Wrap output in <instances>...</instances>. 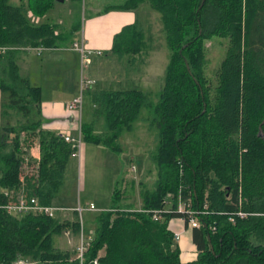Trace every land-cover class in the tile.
I'll use <instances>...</instances> for the list:
<instances>
[{"label": "trees", "instance_id": "obj_1", "mask_svg": "<svg viewBox=\"0 0 264 264\" xmlns=\"http://www.w3.org/2000/svg\"><path fill=\"white\" fill-rule=\"evenodd\" d=\"M27 3L0 0V46L6 47L0 60L19 48L56 47L70 37L56 24L32 23L27 9L41 15L46 7L41 0ZM141 4L160 14L171 53L160 91L153 100L137 88L88 87L84 95L93 105V119L81 123L80 133L83 142L120 151L121 132L148 110V125L157 129L158 144L151 154L157 178L152 187L140 189V209L115 204L124 196L114 190V205L97 217L86 264L96 256L98 264H264V0H125L118 8L135 10ZM214 36L226 38L228 46L209 79L204 41ZM148 47L135 22L115 34L110 51L127 56L129 64H140ZM7 71L12 83L0 80L5 114L18 109L26 120L1 126L0 264L25 258L61 264L75 250L57 249L53 236L69 224L78 232V220L13 214L4 206L20 197L53 206L77 148L42 128L40 119H31L30 114L39 115L41 90L19 76L13 59ZM22 131H27L23 139ZM33 136L38 137V159L30 155ZM25 163L35 164V172L23 175ZM182 183L186 190L181 199L199 211L194 214L198 227L190 226L188 213L175 207ZM173 217L192 228L197 249L193 261H180L168 228Z\"/></svg>", "mask_w": 264, "mask_h": 264}, {"label": "rangeland", "instance_id": "obj_2", "mask_svg": "<svg viewBox=\"0 0 264 264\" xmlns=\"http://www.w3.org/2000/svg\"><path fill=\"white\" fill-rule=\"evenodd\" d=\"M25 1L28 2L29 0ZM102 1L103 0H95L97 4L103 5L104 2ZM10 2L18 4L20 1L10 0ZM90 2H92V0H65L63 4L58 6V9L51 14L49 13L50 15H34L28 8L27 16L29 20L35 24L46 21L48 19L47 16L55 17L53 20L56 22L61 20V23H58V28L62 31L64 36L70 34V37L67 39L69 41L70 38L75 37L76 35L74 32L72 33L69 31V27L71 25L75 27L81 25L84 17L90 13ZM151 10L154 14L152 17V20L154 21V41L152 44H154V47L149 54H143V59L145 56V62H148L145 63V66L142 65L143 67L148 68V73L143 76L145 80L143 78L140 80V78L138 79L132 76L117 80L114 79V76H111L116 75L115 73L118 70L120 71V69H124L123 66L130 69L136 68L137 66L140 67L141 63L129 64L127 62V56H123L122 58L119 57L121 60L116 58L107 66L105 65V71L106 73H109L106 76L104 84L108 89H141L149 92L150 97L154 100L156 99L163 83L165 68L169 62L171 53L165 41L163 28L161 29L160 26V14L152 8ZM139 17L141 21L144 19L143 9H140ZM204 46L206 57L204 74L207 78L213 79L214 70L226 52L228 40L226 38L214 36L205 40ZM58 54L59 53L56 51H43V55L39 56L37 50H33L31 53H26V61L19 62V66L21 67L20 73L27 75L26 71L30 70L32 76L30 81L39 85V71L41 69H47V72L50 71L48 70V66L55 62L58 57L60 58ZM76 56L79 61V56ZM42 58L45 59L42 60ZM0 65V80L5 79L6 83H12L8 78L7 61H1ZM59 67L61 68V66ZM88 68L89 65H85L82 68V72H84L83 74L86 76L89 70ZM77 74H79L80 84L81 65L79 62ZM97 86L98 84H95V87ZM76 93H79V86ZM82 109L84 115L83 117L81 116V123L90 121L92 107L86 94L83 97ZM8 112L9 114L4 118L2 125H5L8 121H10L11 124H16L19 121L17 126L25 122L26 116L23 114V111L11 108ZM86 114H88V116ZM30 117L33 120L39 119V115L35 114H30ZM149 117L148 110L143 109L139 117L134 121L133 129L130 131H124L118 140L120 146H122L121 151H114L104 145H94L81 140V149L80 151L77 150L76 154H74L75 156H72L69 159L65 169L64 182L54 196L52 205L54 207L64 208L63 210L56 211L54 218L60 222L69 220V223L78 220V222L84 227L86 234L89 229H91V231L95 230L98 224L97 217L99 216V213L107 209L110 205H114L113 194L116 186L121 191L120 194L122 195L123 193L124 198L121 197V199L115 202V204H121L120 206L123 205L131 209L133 207L139 208L141 206L139 197L140 189L143 187H152L157 178V167L151 158V154L156 150L158 144L157 129L155 126L148 125L150 121V119H148ZM101 120L102 119L96 124L97 127H100L102 124ZM71 124L72 136L78 138V128H80L81 125L78 126L76 120L71 122ZM26 132L27 131L21 132V139L26 136ZM32 140L37 147L38 137L33 136ZM133 165H135L136 169L134 167L132 168ZM34 170L35 164L33 165L32 163L27 165L25 163L22 167L23 175L32 174L35 172ZM183 190H186V185L184 184L179 188L177 203L175 205L177 209L185 206V202L181 199V195L184 194ZM190 202L191 200L189 198V204ZM89 204H93L94 209H83L79 214L76 209L77 206L79 205L82 208H86ZM172 204L173 203H171V205ZM191 208L192 206L189 207V209ZM68 227L69 229L67 232L65 229L61 233L53 236L54 246L64 252H73L77 246L78 234L70 228V224ZM252 240L255 244L258 243L255 238H252ZM75 256L76 254L71 255L69 259L63 261L61 264H71V261L77 260ZM17 261H22V264H43L41 261L32 258L17 259L13 264H16Z\"/></svg>", "mask_w": 264, "mask_h": 264}, {"label": "crops", "instance_id": "obj_3", "mask_svg": "<svg viewBox=\"0 0 264 264\" xmlns=\"http://www.w3.org/2000/svg\"><path fill=\"white\" fill-rule=\"evenodd\" d=\"M18 1L20 2H18V4L15 5H19L22 3L28 4L25 0H18ZM124 1L125 0H103L102 2L104 3L103 5H101V4H97L95 0H92V2L89 3L90 5L89 15L84 17L81 25H79V27L76 30L72 31V33L74 32L76 34L75 37H72L69 41L68 40L63 41L60 45L56 47H47V48L40 46L37 48L25 47V48L17 49L12 54L4 53L3 58L0 60V63L1 61H7L8 63L9 58L13 59L14 63L17 65V71L19 76L22 78H27L31 85L39 86L41 90L39 119L41 120L42 128L46 130L54 131L56 133L59 130H66L69 131L71 134H73L71 130L72 128L71 122H74L76 120L78 126L81 125V116L83 117L84 115L83 109L82 111H80L78 117L76 115L73 116L66 109L67 102L70 101L74 96H76L77 94L76 90L78 91V86L80 85L79 74H77V70H78V62L81 65V58L77 51L70 48L72 42L74 41L82 42L87 48L91 50L101 51L100 54L97 55L94 54L91 56V61L88 64L89 70L87 76L83 74L84 72H82V68H81V74L85 75L87 78L92 80V83L89 85L91 90L108 89L104 84V82L106 81V76L109 73V72L106 73L105 65L107 66L112 60H115L116 58L118 60H121L119 59L118 56L113 55V53L110 50L113 45V39L115 34L120 32L125 25L133 24L136 22L139 28L142 29V31L144 32V38L146 39L147 44H149L148 50L144 54L147 53L149 54V52L153 50L154 44L152 43L154 41V32H153L154 21L152 20L153 19L152 17L154 16V14L153 11L151 10V7L148 4H141L135 10L119 9L118 6H120ZM41 2L46 7L44 13L41 14L44 15L49 13L51 14L53 11L58 9V6L60 4H63L65 0H41ZM140 9L144 10V19L142 21L140 20L139 17ZM47 17L48 19L43 22H48L50 24H56V25H58V23L59 24L61 23V20H59L58 22L53 20L55 17H51V16H47ZM160 26L162 29L161 18H160ZM72 29H73V25L69 27V30ZM33 50H37L39 52V56L43 55V51H48V52L56 51L59 53L58 56H60V58L58 57L56 61L51 60L55 62L51 63L50 66H48V70L50 71L47 72V69L46 70L41 69L39 71V85L36 83H32L30 81L32 78L30 70L26 71L27 75H23L20 73L21 67L19 66V62L26 61V57H27L26 53L29 52L31 53ZM76 55L79 56V61ZM145 58L146 57L144 56V59L140 67L137 66L136 68L130 69L123 66L124 69H120V71L118 70L115 73L116 75H111V76H114V79L117 80L130 76L136 77L138 79L140 78V80H142V78L144 79L143 76L148 73L147 71L148 68L143 67L145 66V63H148L145 62ZM44 59L45 58H42V60ZM59 66H61V68ZM81 74H80V78H81ZM95 84H98V86L95 87ZM4 98H5V94L0 87V132H1V126L3 120L8 115V113L5 114L4 111ZM91 107L93 109L92 104ZM86 115L88 116V114ZM92 119H93V115L91 111L90 121ZM134 121L132 122L131 129H133L134 127ZM124 131H128V130H124ZM124 131L121 132L119 139L121 135L124 133ZM99 145H103V144H99ZM80 149L81 146L78 151H80ZM121 150H122V146L120 151ZM76 152L74 154H76ZM74 154L72 156H75ZM30 155L33 158L38 159L40 157L39 147L33 145L30 148ZM133 167L135 168V165H133L132 168ZM116 188L117 186L115 187V189ZM140 201H141V197H140ZM140 204L142 206V201L140 202ZM112 206L113 205H110L107 209H110ZM141 206L139 208H135V207L133 208L140 209ZM121 207H125V206L122 205ZM168 228L173 233L180 232L181 234L179 239L176 241L180 250V261L182 263H186L195 260L197 257V249L192 241V228H190L185 223L183 218L180 217L171 218L168 222ZM68 229L69 228L66 229V232L68 231ZM87 233H91V235H93L94 230L91 231V229H89ZM102 253L103 250L99 252V254Z\"/></svg>", "mask_w": 264, "mask_h": 264}, {"label": "built area", "instance_id": "obj_4", "mask_svg": "<svg viewBox=\"0 0 264 264\" xmlns=\"http://www.w3.org/2000/svg\"><path fill=\"white\" fill-rule=\"evenodd\" d=\"M71 49L77 51L81 58V68H83L85 65H88L91 61L92 55L100 54V50H91L87 48L82 42L74 41L71 44ZM6 49L5 46H0V52H3ZM92 83V80L87 78L85 75L81 74L80 78V85H79V93L74 96L70 101L66 104L67 111L72 114L73 116L79 115L80 111L82 110L83 106V97L85 90L89 87V85ZM57 136L62 138L64 141L70 143L73 147H76L77 150L80 148L81 144V134H80V128H79V136L78 138H75L72 136V134L69 131L66 130H59L57 132ZM6 210L13 214H19V213H42L49 217H55L56 211L63 210L64 208L60 207H54L51 205H44L38 203L36 198L31 197L29 199H25L23 197H20L16 201L9 202L4 206ZM188 206L185 203V206L182 208H178L179 211H186L189 215V225L193 227H198L200 223L198 222L197 218L195 217V213H199V211L191 210L187 208ZM76 208V207H75ZM77 211L79 214L83 211V209H94L93 204H89L88 207L82 208L81 206H77ZM159 210L154 211L153 218H157ZM239 215L243 216V212H239ZM229 220L233 221L232 217H229ZM80 223V222H79ZM78 242L77 246L75 247V254L76 259L78 261V264H86V254L88 251V247L90 245L91 240L93 239V235L91 233L85 234L84 228L82 224H80V229L78 231ZM180 237L179 232H174V239L177 241ZM22 261H17L16 264H22ZM90 263L92 264H98V256L94 257Z\"/></svg>", "mask_w": 264, "mask_h": 264}]
</instances>
